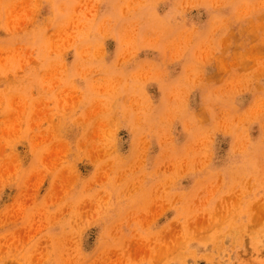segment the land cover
Segmentation results:
<instances>
[{
    "label": "rangeland",
    "instance_id": "374dc122",
    "mask_svg": "<svg viewBox=\"0 0 264 264\" xmlns=\"http://www.w3.org/2000/svg\"><path fill=\"white\" fill-rule=\"evenodd\" d=\"M0 264H264V0H0Z\"/></svg>",
    "mask_w": 264,
    "mask_h": 264
}]
</instances>
